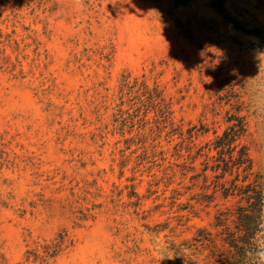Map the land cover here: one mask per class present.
I'll list each match as a JSON object with an SVG mask.
<instances>
[{
	"label": "rangeland",
	"instance_id": "obj_1",
	"mask_svg": "<svg viewBox=\"0 0 264 264\" xmlns=\"http://www.w3.org/2000/svg\"><path fill=\"white\" fill-rule=\"evenodd\" d=\"M242 150L264 196V0H0V264H238Z\"/></svg>",
	"mask_w": 264,
	"mask_h": 264
},
{
	"label": "trees",
	"instance_id": "obj_2",
	"mask_svg": "<svg viewBox=\"0 0 264 264\" xmlns=\"http://www.w3.org/2000/svg\"><path fill=\"white\" fill-rule=\"evenodd\" d=\"M231 133L225 132L222 136H217L215 148L223 153L225 147L230 149L232 144ZM237 134H235L236 136ZM237 174L228 181L229 186H224L221 190V196L224 199L235 198L240 203L237 209V220L235 231H228L223 241L230 248L234 249L238 255L236 263L238 264H258L262 259L264 252L263 242V182L259 174L251 172L250 158L244 150L240 151L235 157L231 156ZM227 172V170H224ZM67 236L59 233L49 244L27 251L35 260H44L47 256H55L65 247Z\"/></svg>",
	"mask_w": 264,
	"mask_h": 264
},
{
	"label": "clouds",
	"instance_id": "obj_3",
	"mask_svg": "<svg viewBox=\"0 0 264 264\" xmlns=\"http://www.w3.org/2000/svg\"><path fill=\"white\" fill-rule=\"evenodd\" d=\"M77 2H78L79 4H81V6H83V0H77ZM211 82H212V80H211V78H209L208 83H211ZM161 249H163V246H161ZM175 257H176L175 254L168 255L165 251L162 250V251L160 252V254H159V262H160L161 260H164L165 258L171 260V259H174Z\"/></svg>",
	"mask_w": 264,
	"mask_h": 264
}]
</instances>
